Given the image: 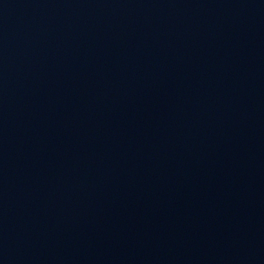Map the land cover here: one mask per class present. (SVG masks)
Wrapping results in <instances>:
<instances>
[{
    "label": "water",
    "instance_id": "water-1",
    "mask_svg": "<svg viewBox=\"0 0 264 264\" xmlns=\"http://www.w3.org/2000/svg\"><path fill=\"white\" fill-rule=\"evenodd\" d=\"M0 264H264V0H0Z\"/></svg>",
    "mask_w": 264,
    "mask_h": 264
}]
</instances>
